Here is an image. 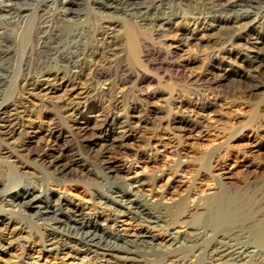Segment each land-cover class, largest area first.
<instances>
[{"label":"bare ground","instance_id":"obj_1","mask_svg":"<svg viewBox=\"0 0 264 264\" xmlns=\"http://www.w3.org/2000/svg\"><path fill=\"white\" fill-rule=\"evenodd\" d=\"M48 1L55 7H47ZM48 1L42 0L32 9L0 5V155L5 158V161L0 158V164H8L10 170L17 169L16 165L21 162L20 155L10 145L15 144L20 152L28 149L19 141L27 114L24 104L15 97H4L16 77L22 81L18 86L20 95L38 94L60 87L68 93L73 90L72 85L82 79L86 87L84 98L98 93L92 86L94 81L104 80L109 82L105 96L114 99L128 84L134 83L139 88L145 86L148 69L145 63L151 57L162 55L161 50L152 45L149 31L159 39L174 34L176 51L168 53L173 67L178 65L174 60L178 53L181 55L191 45L200 46L205 37L220 35L225 38L222 46L228 44L241 50L236 62L246 65L256 78L264 63L261 54L264 46V0H207L202 11L192 18L196 24L203 25L200 33L181 27L188 11L185 10V15V12L174 9L178 7L183 11L182 8L188 7L192 0ZM90 14L99 16L91 37L100 44L98 54L92 57L91 67L87 66L86 59L94 47L92 43H86L81 54L74 55V49L78 48L77 44L83 37L82 23L89 19ZM217 22L218 25L213 24ZM221 22L228 23L227 29ZM28 32L32 35L31 41L27 40ZM222 50L219 48L213 53L199 74L190 67L197 64L196 60L185 66L179 64L177 70L200 82L205 91L212 92L234 73L231 62L222 56ZM57 64L73 67L63 73L53 70ZM237 77L243 80L241 76ZM247 85L251 93L256 94L264 83ZM153 98L146 95L144 99ZM75 104L68 98L56 109L63 116H72L78 111ZM177 107L179 111L197 113L208 112L212 104L208 99L200 98L194 103L179 102ZM157 115L158 111L153 107L146 109L139 123L140 130L146 128V122L156 120ZM124 118L113 113L106 115L101 123L106 144L96 167H87L71 159L68 149L59 146L60 137L57 135L54 142L57 154L49 162L52 179L58 184L75 177L82 182L83 175L98 177L101 182L94 196L104 201L99 204L100 209L110 210L109 215L96 220L70 201L66 194L54 192L45 183L39 186L33 178L21 173H12L11 176L0 173L2 212L22 214L44 228V236L37 234L41 250L53 256L66 253L74 260L73 264H158L156 260L148 261L147 257H162L165 264H264V180L230 187L218 179L226 173L213 158L210 166H206L207 172H202L215 179V192L199 198L193 207L186 208L190 193L170 199V203L155 201L153 197L144 198L134 188L145 186V180L130 176L121 180V171L108 157L126 150V141L132 137L130 126L126 124L128 121ZM193 120L190 116H179L173 119V124L185 127L192 134L201 132L205 125ZM233 121L234 125L238 119ZM222 148L223 145L216 149L217 154ZM138 158L146 157L138 154ZM181 184V180L175 179L173 188ZM24 224L22 222L19 230L25 229ZM158 232L165 233V238H161ZM9 250L10 246L0 252L12 257ZM24 259L26 257L20 258L21 261Z\"/></svg>","mask_w":264,"mask_h":264},{"label":"rangeland","instance_id":"obj_2","mask_svg":"<svg viewBox=\"0 0 264 264\" xmlns=\"http://www.w3.org/2000/svg\"><path fill=\"white\" fill-rule=\"evenodd\" d=\"M206 1L192 0L188 7L182 8L183 11L175 7V10L185 12V15L188 11L187 19L180 26L200 33L203 25L196 24L192 18L197 16L195 15L197 12L202 11ZM40 2L42 0H0V5H16L15 7L21 9H32ZM50 3L46 2V6L54 8L55 5ZM98 17L96 14H90L89 19L82 23L83 37L77 44L78 48L74 49V55H80L86 43L93 44L94 47L86 59V64L90 65L89 67L92 66L93 55L98 54L97 51L100 47V44L95 43L91 37L92 31L94 32L96 29ZM213 24L218 25L219 23ZM222 26L227 29L228 23L224 22ZM173 35L170 33L164 39H159L153 32H148L152 45L159 48L162 55L151 57L149 62L145 63L148 67L145 86L139 88L134 83L128 84L120 96L118 95L114 99L105 96L104 93L108 91L109 82L104 80L92 83L99 94L84 98L86 87H84L82 79H78L72 85L73 90L72 86L69 87L68 89L71 90L68 93H64V89L60 87L61 89L56 88L38 94L21 93V95L18 86L22 81L17 77V81L16 78L13 79L12 84H9L12 86L8 90L10 94L7 92L4 97L5 99H7L6 96L8 99L15 97L24 104L22 106L27 114L19 141L20 145L25 144L28 149L25 152H20V148L17 149L15 144H11L10 147L13 145L11 148L16 151L18 156L20 155V165L14 163L17 164V169L10 170L8 164L1 163L0 173L5 176L21 173L23 176L33 178L39 186L45 183L49 189L56 193L66 194L68 199L79 208L92 214L95 219L97 218L96 220H100V217L109 215L111 211H102L99 204L104 201H100L94 196V192L98 191V185L101 182L98 177L83 175L82 182L75 177L63 184H58L52 179L49 162L57 154L54 152L57 135L60 137L59 146L68 149L67 152L69 157H72L71 159L79 161L80 164L87 167H96L98 159L104 153L106 144L103 141L104 134L101 123L106 115L116 113L121 114L123 118L126 117L124 120L128 121L126 124L128 127L130 126V136L132 137L126 141V150L110 154L108 157L121 171L119 175L121 180L126 179L127 176L145 180V186L134 188V191L138 195H143L144 198L153 197L155 201L170 203V199H177L178 196L190 193L186 208L193 207L198 200L215 192V179L202 172H207V167L210 166V160L213 158L226 173L225 176L218 179L228 183L230 187H238L248 181L264 180V85L256 94L251 93L247 85V83H264V63L261 64L260 74L256 78L246 65L236 62L241 52L238 47H231L228 44L222 46L225 42L224 35L215 38L205 37L200 46H189L184 50L185 52L180 53L181 55L178 53L174 60L178 61V65L184 66L192 60L198 61L197 64L190 67L196 74H199L206 68L213 53L219 48H223L222 56L231 62L234 73H232V77L221 84L222 86L208 92L203 89L200 82L195 79L191 80L187 78V74L178 71V65H175V68L170 63L168 53L175 52L177 47L176 38L174 39ZM27 36V40L31 41L30 32L27 33ZM261 54L264 60V46ZM72 67L71 65L57 64L53 70L67 73L68 70H72ZM238 75L243 80H240ZM259 78L262 80H258ZM14 89L18 92L16 93ZM146 95L154 96V98L145 100ZM68 98L76 103L78 111L72 116H63L57 109L64 105ZM200 98H206L211 102V110L208 112L197 111V113L179 111L177 107L179 102L194 103ZM140 104L142 105L140 106ZM151 107L158 111L159 116L157 115L156 120L146 122L147 129L140 130V120H143L145 110L151 109ZM179 116H190L194 119L193 121H199L205 126L201 132L197 131L192 134L185 127L173 124V119ZM233 119H238L234 125ZM222 145L223 148L217 154L216 149ZM185 150H187L186 154H184ZM138 154H143L146 158H138ZM0 158L5 161L1 155ZM148 160H151L152 163H149ZM175 179L182 181L180 187L173 188ZM13 214H6L0 209V250L10 246L9 253L12 254V257H9L0 252V264L74 263V260L66 253L53 256L42 251L39 236H44L46 232L44 228L34 224L33 220L26 219L22 214H20L21 217L19 213ZM21 221L25 223L23 231L19 230L22 226ZM157 234L161 238H165V233L158 232ZM25 257L26 259L23 261L20 260ZM147 259L148 261L156 260L158 264H165L162 257H147Z\"/></svg>","mask_w":264,"mask_h":264}]
</instances>
